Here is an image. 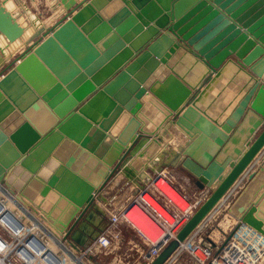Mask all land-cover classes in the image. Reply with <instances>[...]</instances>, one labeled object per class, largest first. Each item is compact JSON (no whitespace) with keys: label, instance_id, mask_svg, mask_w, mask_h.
Instances as JSON below:
<instances>
[{"label":"water","instance_id":"95a60500","mask_svg":"<svg viewBox=\"0 0 264 264\" xmlns=\"http://www.w3.org/2000/svg\"><path fill=\"white\" fill-rule=\"evenodd\" d=\"M45 3L44 20L26 10L19 54L0 52V183L85 247L95 234L82 220L103 214L113 175L180 167L208 192L137 263L165 264L246 176L227 213L264 236V0ZM24 30L0 2V36Z\"/></svg>","mask_w":264,"mask_h":264},{"label":"built area","instance_id":"2783aa9c","mask_svg":"<svg viewBox=\"0 0 264 264\" xmlns=\"http://www.w3.org/2000/svg\"><path fill=\"white\" fill-rule=\"evenodd\" d=\"M257 164L258 161L255 166ZM164 172L165 169H161L154 173L146 185L138 189L127 203L110 216L106 231L85 247L77 246L69 238L57 233L38 209L0 183V195L5 199L0 198V264H82L81 259H88L99 249L108 247L111 239L119 236L118 226L121 222L134 230L148 246L143 257L153 259L175 237L208 192L205 190L198 195L189 196L188 199L184 189L172 176L169 178L166 175L168 173ZM245 179L246 176L225 194L218 204L217 212L227 213L228 205ZM159 182L162 183L160 187ZM150 188L156 194L150 196L156 207L146 198ZM168 189L175 191L178 198L186 203L184 208L169 197ZM131 213H134V217ZM229 228L230 232L219 246L212 247L210 243L205 246L200 240H195L194 234L190 237L193 238L192 241L183 250L198 264L264 262V236L237 220ZM58 241L66 246V250L58 245ZM74 255L80 259H76Z\"/></svg>","mask_w":264,"mask_h":264},{"label":"crops","instance_id":"0c3cea01","mask_svg":"<svg viewBox=\"0 0 264 264\" xmlns=\"http://www.w3.org/2000/svg\"><path fill=\"white\" fill-rule=\"evenodd\" d=\"M0 2L7 11H9L12 15H16V18L23 16V9H36V12H39V0H30L29 2L28 0H0ZM39 14L42 15L41 12H39ZM19 22L22 23L23 21L19 20ZM22 44L23 43H21L20 41H16L15 43L9 45V43L5 41L4 37L0 36V52L3 55V58L8 59L7 56L9 55L10 51L18 50L19 48V50L21 51ZM9 47L11 48L10 50ZM178 138L181 140L179 144L183 145L185 139L181 136H178ZM172 145L174 146L173 143ZM168 155H165L160 159L163 165H167L169 163L168 160L171 156ZM161 169H165L173 177L177 184L182 189H184V192L186 191V189L191 193L200 192L197 188L194 187V185L191 183V181L184 174L183 170L180 167L169 165L163 166ZM155 172H157L156 169L151 172L146 171L143 176L133 179H127L123 176L122 173H117L108 180L103 189L99 192L100 196L104 197L105 201H96L99 210L103 214L95 211L94 218H91L90 220H82L87 226V231H91L92 234H95V237L88 240L87 243L93 241L101 233L106 231L110 224V216L116 213L125 203H127L138 189L146 185ZM185 193L188 195V197L192 196L187 191ZM217 209L218 206H216L213 212L210 213V216L205 219L204 224L200 226L199 231H197L196 233V238L199 237V235L202 233V230H205V232L208 234V231H206V228L204 227H207V225L211 223V220L214 219V216H216L217 213ZM226 219L228 220L229 226L236 221V219L228 213H226ZM118 227H120L121 229V234L117 238L111 239L108 247L99 249L96 253H94L95 255L93 254L87 260L93 261L95 264L148 263L150 259H145L143 257V254L148 249L146 243H144L137 235V233L126 224L121 222L119 223ZM192 239L193 238H189L185 242H183L178 248L181 249V252H175L176 254L173 255L172 260L171 258H169L165 264H196L195 261H193V259L189 256V254L184 251L185 246L189 243V241H192ZM214 239H216V236L215 234L211 233L210 236L206 237L205 240L207 243H210L212 247H214L217 245ZM205 240L203 241L205 242ZM183 257H187L190 262H184Z\"/></svg>","mask_w":264,"mask_h":264},{"label":"rangeland","instance_id":"374dc122","mask_svg":"<svg viewBox=\"0 0 264 264\" xmlns=\"http://www.w3.org/2000/svg\"><path fill=\"white\" fill-rule=\"evenodd\" d=\"M30 0H28V2H29ZM36 1V0H35ZM39 2H40V6H39V12H41L42 13V15H40L39 14V12H36V9H29L30 11H31V15H38V17L41 19V20H44L49 14V10H48V7L46 6V3H45V0H39ZM30 7V6H29ZM23 12L24 13H22L23 14V16H21V17H18V18H16L17 19V22L21 25V26H23V27H25V30H24V33H23V35L21 36V38L20 39H17V40H15L14 42H12V43H15L16 41H20L21 43H24V41L28 38V36H30L31 34H33V31H34V27L33 26H31V23L29 22V15H28V13L26 12V10L25 9H23ZM13 16H16V15H13ZM19 20H22L23 22L22 23H20L19 22ZM5 39V38H4ZM5 41H6V39H5ZM7 42V41H6ZM8 43V42H7ZM12 43H10L9 42V45L10 44H12ZM15 46V45H14ZM24 46H23V44H22V48H23ZM11 48L9 47V50H10ZM20 49V48H19ZM14 50V51H10L9 52V55L7 56L8 58L10 57V59L9 60H11V59H13L14 57H16L18 54H19V52H20V50ZM10 53H11V55H10ZM3 56V55H2ZM176 139H177V141L178 142H180L181 140L178 138V136L177 137H175ZM172 148L174 149V147H173V145H172ZM186 191L187 192H189L192 196L193 195H198V194H200V192L199 193H191L189 190H187L186 189ZM185 191V192H186ZM124 224H126V223H124ZM233 224V223H232ZM127 225V224H126ZM128 226V225H127ZM129 227V226H128ZM230 226H229V224H228V220L226 219V213L225 212H221V213H219V211L216 213V216H214V219H212L211 220V223L210 224H208L207 225V227L205 226L204 228H206V231H208V234L205 232V230H202L201 232V234L199 235V237L198 238H196L195 240H200L201 242H204L203 240H205L206 239V237H208V236H210V234L211 233H213V234H215V236H216V239H214L216 242V244H217V246H219L220 244H221V242L223 241V239L226 237V235H227V233H229L230 232V228H229ZM119 228V230H120V234H121V229H120V227H118ZM203 228V229H204ZM119 234V235H120ZM203 234V235H202ZM202 235V236H201ZM201 236V237H200ZM213 240V241H214ZM205 243H207L206 242V240H205ZM186 252V251H185ZM95 255V254H94ZM190 256V255H189ZM191 257V256H190ZM192 258V257H191ZM193 259V258H192ZM183 261L184 262H186V263H189L190 261L188 260V258L187 257H183ZM193 261H194V259H193ZM80 263H82V264H95L93 261H88L87 259H81L80 260ZM195 263L196 264H198L196 261H195Z\"/></svg>","mask_w":264,"mask_h":264},{"label":"bare ground","instance_id":"6f19581e","mask_svg":"<svg viewBox=\"0 0 264 264\" xmlns=\"http://www.w3.org/2000/svg\"><path fill=\"white\" fill-rule=\"evenodd\" d=\"M46 1V0H45ZM47 3V2H46ZM165 172H167L166 170H165ZM164 172V173H165ZM168 173V172H167ZM166 174V173H165ZM169 178H171V175L168 173V174H166ZM161 182H163V181H161ZM161 182H159V187L160 186H162V183ZM164 184H165V182H164ZM2 186L0 185V188H1ZM148 192H149V195H147L146 196V198H147V200H149L150 202H152L153 203V201H152V199H151V197L150 196H155L156 194L153 192V189L152 188H150V189H148ZM167 192H168V194H169V197L174 201V202H176L180 207H182V208H184L185 207V205H186V203L185 202H183V201H181L179 198H178V195H177V193H175V191H173L172 189H168L167 190ZM185 196H186V198H188V199H190V197H188V195L185 193ZM0 198L1 199H3V200H5L4 199V197L3 196H1L0 195ZM159 204L161 205V206H163L164 208H166L167 209V206L166 205H164L161 201H159ZM153 205L156 207L157 205L155 204V203H153ZM198 207V206H197ZM162 213L165 215V216H167L166 215V212L164 211H162ZM133 214V215H132ZM131 215L134 217V213H131ZM130 215V216H131ZM142 224H143V222H142ZM182 244V243H181ZM58 245L59 246H61V247H63V249H65L66 250V246H64L62 243H61V241H58ZM180 247V246H179ZM75 257H76V259H80V257H78V256H76V255H74Z\"/></svg>","mask_w":264,"mask_h":264}]
</instances>
